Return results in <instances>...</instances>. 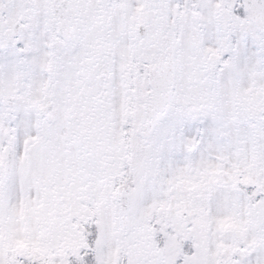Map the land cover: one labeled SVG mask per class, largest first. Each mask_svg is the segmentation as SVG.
<instances>
[{
	"label": "snow or ice",
	"instance_id": "obj_1",
	"mask_svg": "<svg viewBox=\"0 0 264 264\" xmlns=\"http://www.w3.org/2000/svg\"><path fill=\"white\" fill-rule=\"evenodd\" d=\"M0 264H264V0H0Z\"/></svg>",
	"mask_w": 264,
	"mask_h": 264
}]
</instances>
